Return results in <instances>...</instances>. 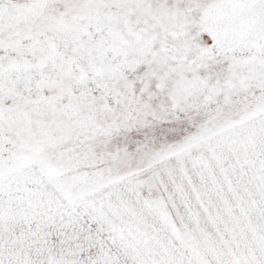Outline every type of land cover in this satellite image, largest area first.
Wrapping results in <instances>:
<instances>
[{"label": "snow or ice", "instance_id": "6c2138e0", "mask_svg": "<svg viewBox=\"0 0 264 264\" xmlns=\"http://www.w3.org/2000/svg\"><path fill=\"white\" fill-rule=\"evenodd\" d=\"M0 264H264V0H0Z\"/></svg>", "mask_w": 264, "mask_h": 264}]
</instances>
